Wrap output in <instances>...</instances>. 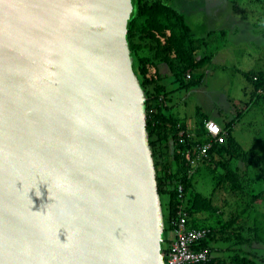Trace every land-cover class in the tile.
I'll return each mask as SVG.
<instances>
[{
    "label": "water",
    "instance_id": "water-1",
    "mask_svg": "<svg viewBox=\"0 0 264 264\" xmlns=\"http://www.w3.org/2000/svg\"><path fill=\"white\" fill-rule=\"evenodd\" d=\"M132 0H0V264H163Z\"/></svg>",
    "mask_w": 264,
    "mask_h": 264
},
{
    "label": "trees",
    "instance_id": "trees-1",
    "mask_svg": "<svg viewBox=\"0 0 264 264\" xmlns=\"http://www.w3.org/2000/svg\"><path fill=\"white\" fill-rule=\"evenodd\" d=\"M132 4L133 11L127 24L126 39L133 57V71L139 79L147 98L145 102L146 130L156 171L158 193L161 199L166 197L167 200V214L164 216L165 223H168L166 230H171L172 221L177 218L176 207L183 204L188 214V227H204L210 230L207 237L195 247L196 250L206 249L208 251L209 264H256L254 261L249 260L246 255L240 254L239 251L229 255L228 249L227 256H224L226 251L221 253L219 246L215 244L219 237L224 235L223 227L225 230L232 228L235 218H239L241 223L233 227L231 234L234 235L233 237L239 245L244 243L251 244L252 242L264 244V220H260L259 216L251 213L249 209L254 203L251 204L250 202L255 200L256 197L258 198L262 191H251V194L244 193L241 185V179L243 178L240 175V168L238 165L233 168L231 162L225 161L226 158L224 157V154L230 155L231 153L240 155L239 146L234 142L229 130L233 128L235 121L241 118L242 113L237 114L236 117L224 123L223 128L227 131L225 142L214 145L209 151L207 158L195 169L196 172L202 170L205 175H208L216 172V168L221 166V169L226 171L225 175L220 177V182L223 186L236 192L237 195L241 193L242 195H238L241 198L244 196L248 199L246 208L238 212L235 218L227 222L226 225L218 223L216 227L209 224H200L197 218H193L200 209L205 207L204 204L208 199L194 188L192 176L195 172L192 175L188 174L189 165L181 154L184 146L177 142L176 136V123L180 119L170 114L172 106L168 104L171 95L175 91L195 86L196 82L204 77L208 69L204 73L201 72L199 74L197 70L212 60V57L210 52L204 51V56H201L196 51L197 47L199 49L202 46L208 47L210 39L207 36L214 32H208V34L202 32L201 38L196 39L200 36L197 34L195 36L190 26L187 25L183 15L186 10L175 9L172 5L170 6L162 0H132ZM262 48L264 53V45ZM245 50L248 51L247 49ZM187 71L191 73L189 80L185 76ZM238 71L250 85V88L244 87L243 89V91L246 89L250 90L248 95L249 102L245 104V108L251 103H257V100L264 101V69L248 71L238 69ZM193 75H198V78L194 79ZM164 79L169 80L168 89L166 84L164 85ZM174 84L177 87H174ZM207 119L210 118L201 117L196 125L195 132L199 141L205 137L203 122ZM189 142L190 144L193 143L191 140ZM214 157H219V159L215 160ZM177 166L179 167L178 169ZM257 185L262 188L260 182H257ZM179 187L183 190L184 202L178 198ZM249 200L251 201L249 202ZM193 214L195 215L193 216ZM247 219L251 221L250 225L246 222ZM244 231L247 232L246 235L250 233V238L243 237L245 234L243 235L242 232ZM239 232L241 233L238 234ZM231 234L227 236V239L230 238ZM162 238V248L167 252L169 238L166 237L165 229Z\"/></svg>",
    "mask_w": 264,
    "mask_h": 264
},
{
    "label": "rangeland",
    "instance_id": "rangeland-1",
    "mask_svg": "<svg viewBox=\"0 0 264 264\" xmlns=\"http://www.w3.org/2000/svg\"><path fill=\"white\" fill-rule=\"evenodd\" d=\"M162 1L172 5L175 9L186 10V13H183L185 21L195 36L196 34L200 36V33L207 28V25H211L213 20L216 21L214 25L216 28L224 27L221 21L228 18L232 21H242L238 22L237 26H232L234 29L238 28L240 32L245 31L244 27L253 30V33L246 31L248 33L244 35L231 36L230 43L227 38H224L225 44L219 41L216 51H212L209 46V49L206 50L210 52L213 59L204 77L197 81L195 86L175 91L168 104L172 106L173 115L181 120L191 116L193 117L192 121L198 123L201 117L207 116L222 127H224V121H229L237 114L242 113L241 118L236 120L233 128L229 130L234 142L239 146L240 155L231 153L230 155L224 154V157L225 161L231 162L233 168L237 165L240 168L244 193L251 194L262 191L258 198L249 200L251 204L254 202L249 209L251 213L257 214L260 220H264V172H262L264 171V101L257 100V103H251L245 108V104L249 102L250 90L243 91V89L244 87L250 88V85L246 78L239 71L237 72L238 69L242 71L264 69V53L262 51L264 45V0ZM204 14L208 16L206 22ZM228 36L229 31L225 37ZM242 37L244 40L239 42ZM201 49L197 47L196 53H201ZM197 76L193 75L194 79H197ZM168 83L169 80L164 79L167 89L169 88ZM173 86L177 87L175 84ZM214 159L218 160L219 157H214ZM215 171L208 175H205L202 170L192 172V174L195 172L192 176L194 188L208 199L204 204L205 207L200 209L196 215L193 214V216L195 215L193 218H197L200 224L217 227L218 223L226 225L227 222L235 218L238 212L243 211L248 199L244 196L241 198L238 196L242 195L241 193L237 192V195L236 192L223 186L220 177H223L226 171L221 169V166L217 167ZM257 182H260L262 188L257 185ZM166 201V197L161 199L163 218L167 214ZM240 221L239 218H235L233 227L240 225ZM246 222L251 224L248 219ZM233 227L227 228V230L223 227L224 235L219 237L215 243L219 246L220 252L226 251L224 256H227L228 252L229 255H232L233 252L239 251L240 254L246 255L256 264H264V244L252 242L239 245L233 237L234 235L231 234ZM167 228L168 223H165L164 219L166 237L169 238L170 233L169 230H166ZM229 234L231 236L227 239ZM242 234H245L242 235L244 238H250V233L246 235L247 232L244 231ZM231 250L233 251L231 252Z\"/></svg>",
    "mask_w": 264,
    "mask_h": 264
},
{
    "label": "built area",
    "instance_id": "built-area-1",
    "mask_svg": "<svg viewBox=\"0 0 264 264\" xmlns=\"http://www.w3.org/2000/svg\"><path fill=\"white\" fill-rule=\"evenodd\" d=\"M186 77L189 78L190 75L186 74ZM203 126L205 137L199 141L193 122L178 121L176 123L177 142L184 146L181 154L189 165V175H192L196 167L207 158L214 145L224 143L226 140L227 131L213 120H205ZM190 140L193 143L190 144ZM178 198L184 202L181 187L178 188ZM176 208L177 218L171 224L172 237L163 264H209L208 251L206 249L196 250L195 247L207 237L210 230L204 227H188V214L183 204Z\"/></svg>",
    "mask_w": 264,
    "mask_h": 264
},
{
    "label": "crops",
    "instance_id": "crops-1",
    "mask_svg": "<svg viewBox=\"0 0 264 264\" xmlns=\"http://www.w3.org/2000/svg\"><path fill=\"white\" fill-rule=\"evenodd\" d=\"M234 7L236 8L237 7V5L235 4L234 5ZM186 12V11H185ZM195 12H200V11H195ZM184 13V12H183ZM204 16H205V22L207 21L206 20V18L208 17L207 15H205L204 14ZM212 22V24L211 25H207L206 27L207 28H205V30L203 31V32H206L207 34H208V32H214V33H211L210 35H206L207 37H208V39H210V44H209V42H207L209 45H208V47L207 46H205L206 47V49H209V46L211 47V50L212 51H216L217 49H216V45L219 43V41H221L222 43H224L225 44V41H224V38H227V41L230 43V41H231V36L233 37V36H236V35H238V34H242V35H244L245 33H248V32H246V31H249V32H251V33H253V30L252 29H250L249 30V28H246V27H244V29H245V31H243V32H240V31H238V28H235L234 29V27H232V26H237V23L238 22H242V21H232V19L230 20L229 18L227 19V20H225V21H221V23L224 25V27H221V28H216L214 25H215V23H216V21H211ZM243 23H246V22H244L243 21ZM228 31H229V36L228 37H225L226 36V34L228 33ZM199 38H201V33H200V37H198L197 39H199ZM235 40H237V39H235ZM242 40H244L243 39V37H242V39L239 41V42H241ZM201 46V45H200ZM205 47H200V49H201V53H199L201 56H204V54H205V52L204 51H207L206 49H205ZM245 49H247V48H245ZM208 52V51H207ZM212 59H213V57H212ZM212 63V60H210L208 63H206V65H204L202 68H200V69H198L197 70V73L199 74V73H204V71L208 68V66L210 65ZM170 114H173V109H171V112H170ZM207 117V116H206ZM179 118V117H178ZM210 119H212L211 117H209ZM201 119V118H200ZM199 119V120H200ZM193 120V117H187L185 120H181L180 119V121H182V122H193V124L196 126L197 125V122L196 123H194V121H192ZM227 122V121H226ZM225 121H224V123H226Z\"/></svg>",
    "mask_w": 264,
    "mask_h": 264
},
{
    "label": "clouds",
    "instance_id": "clouds-1",
    "mask_svg": "<svg viewBox=\"0 0 264 264\" xmlns=\"http://www.w3.org/2000/svg\"><path fill=\"white\" fill-rule=\"evenodd\" d=\"M186 74H189L190 75V77L189 78H187L186 77V79H190L191 78V73L189 72V71H187V73ZM186 76V75H185ZM207 120H209V119H207ZM210 120H213V119H210ZM214 121V120H213ZM215 122V121H214ZM219 125V124H218ZM220 126V125H219ZM196 127V126H195ZM222 127V126H221ZM223 128V127H222ZM224 129V128H223ZM227 136V135H226ZM171 230H172V228H171ZM171 230H169V245H170V241H171V237H172V234H171ZM169 247V246H168ZM165 252V251H164ZM165 254H166V252H165ZM164 259H165V257H164Z\"/></svg>",
    "mask_w": 264,
    "mask_h": 264
}]
</instances>
